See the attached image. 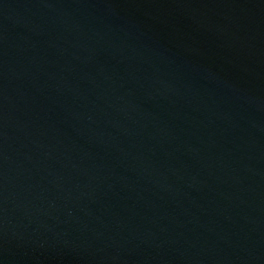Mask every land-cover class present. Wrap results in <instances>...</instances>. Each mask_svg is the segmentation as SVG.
<instances>
[{
	"label": "water",
	"instance_id": "water-1",
	"mask_svg": "<svg viewBox=\"0 0 264 264\" xmlns=\"http://www.w3.org/2000/svg\"><path fill=\"white\" fill-rule=\"evenodd\" d=\"M0 264H264V0H0Z\"/></svg>",
	"mask_w": 264,
	"mask_h": 264
}]
</instances>
